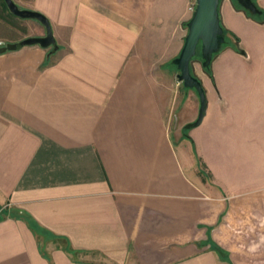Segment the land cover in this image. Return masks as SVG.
<instances>
[{"label":"crops","instance_id":"1","mask_svg":"<svg viewBox=\"0 0 264 264\" xmlns=\"http://www.w3.org/2000/svg\"><path fill=\"white\" fill-rule=\"evenodd\" d=\"M14 1L58 48L0 53V264H264V72L183 134L153 65L195 0ZM15 18L0 45L45 34Z\"/></svg>","mask_w":264,"mask_h":264},{"label":"rangeland","instance_id":"2","mask_svg":"<svg viewBox=\"0 0 264 264\" xmlns=\"http://www.w3.org/2000/svg\"><path fill=\"white\" fill-rule=\"evenodd\" d=\"M223 1L221 0L219 5V15L222 26L228 30L225 33V42L219 52L213 56V62L209 67L202 66L200 53L191 60L190 64L192 74L198 77L203 84L207 102L211 100L212 93L218 95L219 89L243 88V81L238 78L230 80L229 74L264 72V7L258 0H253L262 13L252 14L243 9L236 0H232L235 7L244 11L245 14L232 11L228 2L221 13ZM15 17L9 12L4 1L0 0V33L6 34L5 28L10 25H19V20ZM179 52L180 50L166 62L153 65L156 86L164 91L165 103L170 106L168 112L170 125L180 120H183V125L194 121L199 109V96L196 90L185 87L177 77L179 70L172 59L178 56ZM213 71L218 75L216 80L213 79ZM190 129L195 131L197 126ZM186 133L187 127L184 126L183 134Z\"/></svg>","mask_w":264,"mask_h":264},{"label":"water","instance_id":"3","mask_svg":"<svg viewBox=\"0 0 264 264\" xmlns=\"http://www.w3.org/2000/svg\"><path fill=\"white\" fill-rule=\"evenodd\" d=\"M9 12L21 19H35L45 28V34L42 36H30L16 42H8L0 45V53L7 50H17L26 45L37 44L43 48H50L53 53L57 48L51 23L43 13L21 8L14 0H3ZM237 3L246 11L252 14H261L262 10L253 0H236ZM220 0H196L190 19L187 21V33L184 38L183 46L178 56L172 59L177 66L179 73L177 77L187 88L196 90L199 96V110L197 118L186 124L187 128L198 126L205 116L207 108V99L205 89L201 80L191 72L190 64L192 58L200 49L202 57V66L207 68L211 65L213 56L219 52L225 42L224 28L221 24L219 15Z\"/></svg>","mask_w":264,"mask_h":264},{"label":"trees","instance_id":"4","mask_svg":"<svg viewBox=\"0 0 264 264\" xmlns=\"http://www.w3.org/2000/svg\"><path fill=\"white\" fill-rule=\"evenodd\" d=\"M223 28H224V27H223ZM227 32H228V30H227L226 28H224V34L227 33ZM198 53H200V49H198L197 54H196L195 56H197ZM200 54H201V53H200ZM195 56H194V57H195ZM194 57H193V58H194ZM193 58H192V59H193ZM209 74H210V76L212 77V74H211V73H209ZM187 129H188V128H187Z\"/></svg>","mask_w":264,"mask_h":264}]
</instances>
